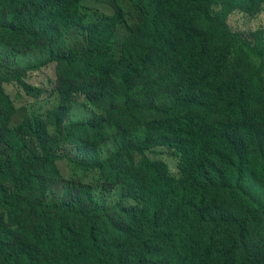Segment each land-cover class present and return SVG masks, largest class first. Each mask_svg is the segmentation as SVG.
I'll use <instances>...</instances> for the list:
<instances>
[{"label": "trees", "instance_id": "16d2710c", "mask_svg": "<svg viewBox=\"0 0 264 264\" xmlns=\"http://www.w3.org/2000/svg\"><path fill=\"white\" fill-rule=\"evenodd\" d=\"M263 5L0 0V264H264Z\"/></svg>", "mask_w": 264, "mask_h": 264}, {"label": "rangeland", "instance_id": "374dc122", "mask_svg": "<svg viewBox=\"0 0 264 264\" xmlns=\"http://www.w3.org/2000/svg\"><path fill=\"white\" fill-rule=\"evenodd\" d=\"M229 25L233 31L240 32L242 34L254 33L258 30L264 31V5L259 12L253 14H240L233 13L229 18ZM54 76L52 71H42L35 74V81L39 83H46L48 78ZM165 158L170 162L172 166L177 164V159L170 157V151L165 150ZM61 168L65 175L68 174V170L64 163Z\"/></svg>", "mask_w": 264, "mask_h": 264}]
</instances>
